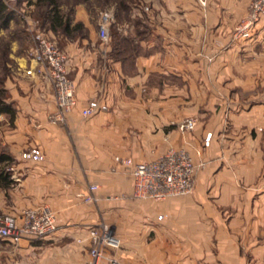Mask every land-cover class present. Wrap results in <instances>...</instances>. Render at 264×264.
<instances>
[{
	"label": "crops",
	"instance_id": "obj_1",
	"mask_svg": "<svg viewBox=\"0 0 264 264\" xmlns=\"http://www.w3.org/2000/svg\"><path fill=\"white\" fill-rule=\"evenodd\" d=\"M249 2L207 0L201 9L194 0H150L149 34L136 25L124 36L146 52L130 68L113 56L112 45L101 56L67 45L76 106L63 125L49 120L50 83L37 71L25 75L34 67L26 55H11L16 70L5 89L16 115L12 122L0 116V147L11 158L0 215L48 205L57 230L16 246L0 241V264L83 262L87 230L100 222L120 239L113 254L123 264H264V22L250 39H233ZM82 14L77 19L84 23ZM258 49L263 66L256 69ZM244 60L248 66L237 68ZM93 99L107 111L83 118ZM190 118L197 120L193 130L180 131ZM31 147L43 162L20 158ZM170 148L204 164L192 194L135 199L132 178L115 157L136 164ZM91 185L96 202L85 204L80 196Z\"/></svg>",
	"mask_w": 264,
	"mask_h": 264
},
{
	"label": "built area",
	"instance_id": "obj_2",
	"mask_svg": "<svg viewBox=\"0 0 264 264\" xmlns=\"http://www.w3.org/2000/svg\"><path fill=\"white\" fill-rule=\"evenodd\" d=\"M194 1L201 9H206L207 0ZM113 21L114 17L110 12L100 14L97 34L102 42L108 41L109 29ZM262 22H264V0H250L247 14L234 29L233 39L243 41L250 39L253 31ZM28 30L31 33L32 47L26 57L34 63V67L26 69L25 75L30 76L37 71L50 83L54 93L55 111L49 116V120L54 124L63 125L76 106L75 86L68 77L66 68L67 56L45 33L34 30L30 23ZM106 111L107 105L101 99H93L81 110V116L89 118ZM196 124L197 120L190 118L183 121L179 129L182 132L192 131ZM211 137L210 133L205 136L204 147L209 146ZM20 158L34 163L44 161V156L37 147L24 150ZM114 161L122 165L132 178L135 199L156 202L191 195L195 175L204 166L202 162L196 164L185 149L172 148L148 162L135 164L131 159L119 157H115ZM88 190L89 194L80 196L82 201L85 204L95 203L96 199L92 193L97 190V186L91 185ZM162 219V216L158 217V221ZM56 230V214L48 205L23 209L17 216L0 215V241L14 246L24 241H40ZM87 241L88 257L78 264H123L113 254L120 249L121 241L109 224L100 222L89 227ZM82 242V240L76 241L77 244Z\"/></svg>",
	"mask_w": 264,
	"mask_h": 264
},
{
	"label": "rangeland",
	"instance_id": "obj_3",
	"mask_svg": "<svg viewBox=\"0 0 264 264\" xmlns=\"http://www.w3.org/2000/svg\"><path fill=\"white\" fill-rule=\"evenodd\" d=\"M4 1L13 13V20L10 22L8 30L3 31L4 36L2 37L5 42H9L7 56L4 59H0V84L3 87L6 86V81L12 75L13 71L16 70V63L12 60L11 55H14L16 58L27 55L32 47L28 23L34 27V30L45 33L50 40L55 42L64 51L66 56L67 45H72L77 49L79 48L80 53L87 50V48L94 49L96 54L101 56L110 45H112L113 50L114 44L120 38L132 36L136 25L142 31H146L145 33L147 35L150 32V15L148 12L150 0H126L129 3L127 11L121 7V0H56L61 12L71 18L70 29L74 30L76 23H81L83 26L80 30L72 31L69 36H65L61 32L54 34L49 31L43 18L44 8L38 4L35 5L34 1H32V5H28L26 2L15 3V0ZM77 12L83 13L84 23L78 21ZM103 12H110L114 17V21L109 29L107 42H102L97 34L99 16ZM130 39L133 41L132 38ZM261 54V49H258L255 53V60H258L255 66L256 69L263 66L260 60ZM247 66L248 63L246 60L242 64L236 65L240 69ZM143 94L145 101L147 99V96H145L146 92H143ZM191 99L193 103L198 102V96H192Z\"/></svg>",
	"mask_w": 264,
	"mask_h": 264
},
{
	"label": "trees",
	"instance_id": "obj_4",
	"mask_svg": "<svg viewBox=\"0 0 264 264\" xmlns=\"http://www.w3.org/2000/svg\"><path fill=\"white\" fill-rule=\"evenodd\" d=\"M32 1L35 5L43 6V18L48 27V30L52 33L61 32L65 36L71 35L72 31L80 30L83 26L81 23H76L74 30L70 29L71 18L64 15L59 9V5L56 0H15V3L26 2L28 5H32ZM121 7L127 11L129 3L126 0L120 1ZM13 20V13L9 10L4 0H0V31H7L10 22ZM9 42H5L3 38L0 39V59H4L8 54ZM113 56L117 59H121L127 64V66L133 67L134 60L142 55L146 54L145 51L134 44L130 38H120L113 46ZM132 74V73H131ZM6 115L9 117L10 122L13 121L16 115V111L12 103L7 102V91L5 87L0 84V116ZM11 158L5 152L4 148L0 147V189L7 188L10 185V174L7 171L10 165Z\"/></svg>",
	"mask_w": 264,
	"mask_h": 264
}]
</instances>
